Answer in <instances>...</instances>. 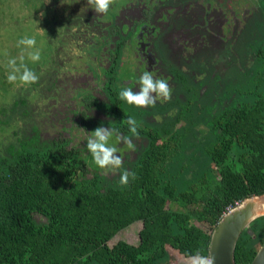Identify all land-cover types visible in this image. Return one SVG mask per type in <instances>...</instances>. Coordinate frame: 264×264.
<instances>
[{
  "label": "trees",
  "instance_id": "1",
  "mask_svg": "<svg viewBox=\"0 0 264 264\" xmlns=\"http://www.w3.org/2000/svg\"><path fill=\"white\" fill-rule=\"evenodd\" d=\"M253 3L239 46L243 71L232 58L223 73L197 65L199 75H178L181 98L154 107L120 100L123 85L105 70L90 91L70 94L75 103L64 105L65 114L50 119L47 111H35L27 94L39 98L41 68L45 56L59 52L55 44L44 43L42 61L27 64L40 74L35 84L16 88L0 65V264H167L166 246L184 258L207 255L225 209L264 195V0ZM47 13L40 20L50 40ZM43 88L46 95H60L55 87ZM128 117L141 125L138 137L122 123ZM47 122L53 128L45 138ZM101 125L135 145L132 151L114 137L110 141L118 145L121 169H100L86 148L87 136ZM125 169L136 174L127 186L120 184ZM136 222V245L118 240L109 246ZM263 239L261 216L238 237L235 264L251 262Z\"/></svg>",
  "mask_w": 264,
  "mask_h": 264
},
{
  "label": "flooded vegetation",
  "instance_id": "2",
  "mask_svg": "<svg viewBox=\"0 0 264 264\" xmlns=\"http://www.w3.org/2000/svg\"><path fill=\"white\" fill-rule=\"evenodd\" d=\"M61 1L79 0H24L32 10L30 13L48 12L50 41L56 37L57 9L49 2L58 4ZM80 1L81 5L76 7L77 15L59 23L61 31L57 33L64 35L73 28L88 39V45L85 41L81 43L85 52L77 49L75 55H93L90 69L96 73L92 74L90 87L104 79L103 71L111 70L118 85L138 91L137 81L148 70L156 78L168 81L172 89L171 101L181 98L179 91L176 93L178 75L188 78L199 75L197 65L206 67L209 64L210 74L223 73L232 58L231 65L235 64L243 71L239 59L245 58V54L243 47L240 49L239 46L240 42L243 43L246 26L251 22L249 16L256 7L253 0H157L156 7H152L153 0H114L107 14H97L92 6L86 5V0ZM103 17L105 21H102ZM54 48L58 50L56 46ZM236 50H240L239 56ZM100 57L104 67L98 60ZM111 64L112 69L109 68ZM93 95L102 99L99 93ZM156 103L164 102L157 100ZM161 118L163 116L158 119ZM248 233L251 235L250 231Z\"/></svg>",
  "mask_w": 264,
  "mask_h": 264
},
{
  "label": "rangeland",
  "instance_id": "3",
  "mask_svg": "<svg viewBox=\"0 0 264 264\" xmlns=\"http://www.w3.org/2000/svg\"><path fill=\"white\" fill-rule=\"evenodd\" d=\"M80 2V0L76 2L61 1L58 2V4L49 2V5H52L57 9L55 16L57 24L55 27L56 39L50 41L47 37H45V33L41 28L42 25L40 17L42 15H34V13H30L32 10H30L29 6L24 3V0H0V15L4 16V18L0 20V56H3V58H0V65L2 68L4 67L3 65H7V60L9 58L19 57L22 49L17 47V41L24 36H35L37 41L36 47L41 49V53L43 48L45 49L44 43H47L48 41L54 43L56 48L59 50V52L57 54H53V56H45L46 66L41 68V73L44 75V82L43 80L41 81L42 83H40L41 85L38 89L41 91L39 98L42 93L43 95H46L43 86L55 87L54 89L60 91V95H46L47 98H45L44 101H40L33 93L27 94V96L30 97L32 105L37 107L35 108V111H39L40 109L41 113H43V111H47L46 115L50 119H52L51 115L58 119L59 115L63 113L65 114L66 109L64 108V105L69 107L75 103V100H73L70 96L72 92L76 91L78 88L90 91L91 84L89 83L92 81V74L96 73L94 69H90L91 56L93 55L89 54L81 57H77V55H75V51L77 49L85 52L83 51L84 48H81V43L85 41L88 45V39H86L85 36H81L79 33H76L73 28L64 35L57 33L58 31H61L58 29L60 28V25H58L59 23H62L69 17L77 15L78 10L76 7L81 5ZM245 3H247V1H245ZM102 21H105L104 17ZM5 52H7V56H9V58H5ZM42 57L44 58V56L41 55V59L38 62L42 61ZM98 60L103 64L102 67H104L103 58L100 57ZM17 62L19 63V60ZM24 62L26 64L33 63L28 60L26 56ZM84 63L87 64L86 67H84ZM81 65L83 67L80 68ZM38 76L40 77V74H38ZM122 77L124 78L125 76L122 75ZM26 86L27 85H23L20 82H16L15 84L16 88H24ZM63 87H65L66 90L63 89ZM42 105H44L43 108ZM90 114L98 116L94 112H91ZM66 116L72 117L73 114L69 113L66 114ZM55 118L53 121L57 120ZM72 120L77 121V116H73ZM48 124V122L45 124V126L47 125V129L45 132L41 133L42 137L48 138L52 135L53 127H50ZM198 227L202 230L205 229L201 226ZM140 228L141 224L139 222L125 228L109 241V246L118 240L131 245H136L138 241L137 233ZM165 249L168 253L167 264H187V258L182 257L168 246H166Z\"/></svg>",
  "mask_w": 264,
  "mask_h": 264
},
{
  "label": "clouds",
  "instance_id": "4",
  "mask_svg": "<svg viewBox=\"0 0 264 264\" xmlns=\"http://www.w3.org/2000/svg\"><path fill=\"white\" fill-rule=\"evenodd\" d=\"M114 0H87V4L92 6L97 14H107ZM157 6V0H153L152 7ZM43 15V13H41ZM43 30V29H42ZM35 36H24L17 41V47L21 48L18 58H9L7 60V82L15 84L19 81L23 85L35 84L39 81V76L30 69L25 61L36 63L41 59V49L36 47ZM5 52V56H7ZM19 60V63L17 62ZM139 89L134 91L130 86H122L118 93V98L126 101L129 105L138 108L154 107L157 100L166 102L171 99L172 89L168 81L164 78H156L152 71L145 70L138 79ZM132 136H139L138 128L141 125L134 117H128L122 121ZM115 138L117 143H123L129 150L135 151V145L129 136H123L118 129L98 126L86 139V148L92 157V161L102 170L115 171L122 168L123 158L119 154L116 144L110 143ZM136 179L135 172L124 170L120 175V184L127 186L129 181ZM215 257L209 252L208 255H202L200 251L190 254L187 257V264H214Z\"/></svg>",
  "mask_w": 264,
  "mask_h": 264
},
{
  "label": "water",
  "instance_id": "5",
  "mask_svg": "<svg viewBox=\"0 0 264 264\" xmlns=\"http://www.w3.org/2000/svg\"><path fill=\"white\" fill-rule=\"evenodd\" d=\"M264 195L242 200L223 213L210 233L208 253L215 257L214 264H235L233 252L240 233L255 219L264 216ZM249 264H264V239Z\"/></svg>",
  "mask_w": 264,
  "mask_h": 264
},
{
  "label": "built area",
  "instance_id": "6",
  "mask_svg": "<svg viewBox=\"0 0 264 264\" xmlns=\"http://www.w3.org/2000/svg\"><path fill=\"white\" fill-rule=\"evenodd\" d=\"M239 203H240V202H234L233 207H234V206H237ZM231 208H232V207H229V206H228V207L225 209V212H224V213L228 212Z\"/></svg>",
  "mask_w": 264,
  "mask_h": 264
}]
</instances>
